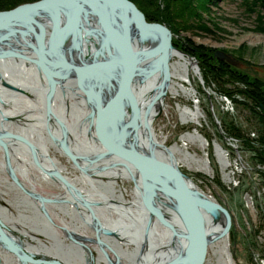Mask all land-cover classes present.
<instances>
[{
    "label": "flooded vegetation",
    "instance_id": "1",
    "mask_svg": "<svg viewBox=\"0 0 264 264\" xmlns=\"http://www.w3.org/2000/svg\"><path fill=\"white\" fill-rule=\"evenodd\" d=\"M73 9L62 7L57 26L49 12L33 14L44 28L51 70L35 62L39 44L27 25H13L14 33L0 40L1 258L11 262L23 252L33 258L27 264H174L193 246L183 207L153 172H142L101 137L120 71L104 65L76 75L116 56L113 39L125 19L108 36L110 11L100 9L103 24L88 6L72 22ZM5 32L0 29V36ZM137 39L125 45L129 66L131 53L146 48L147 39ZM134 62L129 88L137 107L130 95L124 98L111 139L135 155L177 164L192 193L200 192L187 170H201L177 160L174 148L182 146L147 131L143 119L158 82L151 83L148 57L137 54ZM154 174L178 188L173 179Z\"/></svg>",
    "mask_w": 264,
    "mask_h": 264
},
{
    "label": "rangeland",
    "instance_id": "2",
    "mask_svg": "<svg viewBox=\"0 0 264 264\" xmlns=\"http://www.w3.org/2000/svg\"><path fill=\"white\" fill-rule=\"evenodd\" d=\"M131 1L148 21L170 28L173 46L190 54L202 74L192 73L201 124L182 122L178 102H193L169 92L153 123L158 139L182 146V136L196 129L206 137V149L188 142L189 149L200 156L206 150L212 172L187 171L228 210L235 264H264V6L260 0H192L184 12L187 0ZM159 13L171 16L170 23L155 19ZM215 141L230 159L225 170Z\"/></svg>",
    "mask_w": 264,
    "mask_h": 264
},
{
    "label": "water",
    "instance_id": "3",
    "mask_svg": "<svg viewBox=\"0 0 264 264\" xmlns=\"http://www.w3.org/2000/svg\"><path fill=\"white\" fill-rule=\"evenodd\" d=\"M90 1L99 2L94 3L97 5L99 4L98 10L108 7L109 9L114 10V12L117 13L118 22L116 21L114 23V29L119 26V22L123 18L128 20L127 23L125 21V23L123 24L121 30L119 31L116 43L114 44L117 48V56L115 57V59L91 63L87 67L76 73V75L84 77V75L87 74L89 71H92L93 69L104 65H110L120 71L122 78L121 85L112 103L108 107L105 120L102 125L101 137L103 139V142L110 150L128 159L135 166L140 168L142 172H144L143 167L146 168L149 172H153V176L158 182L162 184L163 188L167 190L171 195L177 198L180 205L184 209V213L189 222L192 235L191 239L193 243L194 255L190 256L189 262L187 264H202L205 259L207 246L210 242L213 241V239L209 238L206 226L208 224L213 226L223 223L222 216H225L228 223L224 225L222 234H227V230L230 226V214L228 210L217 201H208L205 198L197 199L192 194V191L189 189L186 181L184 180V176L182 175V172L180 171L177 164H164L150 156L137 154L135 155L127 151L126 149L118 146L111 139L110 136V128L112 126V123L119 116L120 112L123 109L124 98L132 94L129 88V84L135 68V57L137 54H148V51L145 50L131 53L132 65L129 66L125 49L126 43L135 36H139L141 38L142 34L146 35L145 38L147 40L148 38H161L160 48L157 51H153V53H158L161 51V54L159 55L160 62L159 64H157L156 68H160L162 70L161 66L165 64V74L163 75V86L165 87L167 86L169 80V65L167 62L171 54L170 52L172 51V48H174L171 41L172 31L170 30V28L166 24L160 22L148 21L146 19L145 14L131 0H36L33 2L19 4L16 7L8 10H0V29H7L13 27V25H16L18 23H22L30 27L35 32L39 44V59H36L35 62L38 63L40 66L51 70L52 68L48 65L44 54L46 47L44 28L42 24L35 19L33 14L40 11H47L51 15L54 25L57 26L61 17L62 7L64 5L71 4L74 6L71 21L78 22L81 18V13L83 9L86 6H92V3H90ZM102 5L105 7H103ZM109 9L107 10L110 11ZM99 12L103 13L102 10H99ZM114 29L113 31H115ZM108 31V36L109 34L113 33V31L110 29ZM10 33L11 34H1L0 40L9 38L10 35H12V33L14 32L11 31ZM103 46L109 49L108 37H106V39L104 40ZM10 53L11 55H19L28 58L18 52ZM150 71L153 73L154 69L153 71ZM159 85L160 83H158V86ZM163 88L162 86H160V90L158 93L159 96L164 93ZM150 130V133H152V129ZM154 171H158L162 175L173 179L178 184V188H172L162 178L154 174ZM204 208H207L211 212L212 217L209 222H205L203 220L202 209Z\"/></svg>",
    "mask_w": 264,
    "mask_h": 264
},
{
    "label": "bare ground",
    "instance_id": "4",
    "mask_svg": "<svg viewBox=\"0 0 264 264\" xmlns=\"http://www.w3.org/2000/svg\"><path fill=\"white\" fill-rule=\"evenodd\" d=\"M100 5H101V3H100ZM94 6H90L89 8L92 11H94L96 15L100 16V19H102V23L105 22L106 18H105V16H103L105 12L104 11H103L104 13L99 12V10H100V9L98 10L99 4L98 5L95 4ZM103 7H105V6H103ZM105 8L109 9L108 7H105ZM109 10L113 14L114 23L116 21L118 22L117 13H115L114 10H111V9H109ZM125 21H126V23L128 22L127 19H125ZM125 21L121 22V23L124 24ZM114 23L112 25L108 24V28H110V30H112V31L115 27ZM11 30H12V27L7 28L6 29L7 32H5V33L11 34L10 33ZM113 32H115V31H113ZM144 35L142 34L141 38L139 36H135L136 38H138L137 40L139 41L140 44H141V42L143 43L144 40L146 39L145 38L146 35L145 36ZM132 39H130V40H132ZM113 40H114V44H115L117 39L114 38ZM160 42H161L160 37H158L157 39L156 38L155 39L148 38V40L145 42L146 48H144V50L148 51L147 52L148 54H145L143 56L145 58L148 56V60H151V66H150L151 69L150 70L153 71V69H154L153 73L149 70L150 76L153 79V81L151 83L154 84V82L155 83L158 82V83H160V85L156 86L157 90H156V88L153 90V91H155L154 99H152V102L150 103V106H149L150 110L148 111V113H145V116L143 119L144 125H145L148 132L151 131L150 129L154 130L153 123H154L155 119L160 115L163 107L165 106V99H166V96L169 92L175 98L183 96L187 100L191 99L193 102L192 106L178 102L177 107H178V110L180 113V118H181L182 122H184V123L193 122L196 124H199V123L201 124V118L204 117V115H203L204 112L200 108V100L197 96V88L195 87V85L193 83V79H192V73H196L197 75H199L200 78H202V74L199 71L198 63L190 54L183 52L182 50H180L176 47L172 48V51L170 52L171 53L170 57L168 58V62H167L169 65V68H168L169 80H168L167 86L164 87L163 86V81H164L163 75L165 74V71H164L165 64H163L161 66L162 70L160 68H156L157 64H159V62H160L159 55L161 54L160 53L161 51L158 53H153V51H155V50L157 51L160 48V46H161ZM109 46H110V43H109ZM114 48L117 50L115 45H114ZM116 56H117V51H116ZM115 57H113L112 59H115ZM112 59H110V60H112ZM134 64L136 65V62ZM166 73H167V71H166ZM157 79H158V81H157ZM158 83H157V85H158ZM160 86H162V88L164 87L163 88L164 93L159 96L158 93L160 90ZM116 94H115V96H116ZM131 95H133V94H131ZM131 95L129 97L130 103L132 106L137 107L136 102H135V98ZM123 104H124V101H123ZM154 134H155V132H154ZM182 139L185 142L182 145V147L178 148L177 146H175V148H174V150L178 154L177 160L179 162H183V163L187 164L189 167H195L197 170H201L207 174L211 173L212 172L211 161L209 159V154H208V152H206V150H205V156H200L197 154V152L190 151V153H189L186 151V150H190L188 142L198 143V145L202 149H206V147L208 146L207 142L205 141L206 137L199 130L196 129L195 132H188V133L184 134L182 136ZM215 149H216V154L218 156L219 162L221 163L223 170H225L226 167L230 165V159L228 158L227 151L221 147L220 143H218L216 141H215ZM225 176H226V178H228V180L232 179L230 176V173L227 171H225ZM192 184L195 185L196 188H198L200 190V192H197V193L194 192V194L192 193L197 199L205 198L208 201H217L213 195L206 194L205 192H203L204 190L199 186V184L197 182L196 183L193 182ZM195 190H197V189H195ZM202 211H203L202 212L203 220L205 222H209L211 220V217H212L211 212L207 208L202 209ZM222 220H223L222 221L223 223H221V224L213 225V226L208 224L206 226V228L208 230L209 238L213 239V241L210 242L207 246L205 259H204L202 264H235L234 255H233V252H232L231 247H230L229 234L228 233L222 234L223 229H224V225L227 224L228 221L226 220L225 216H222ZM185 222H186V220H185ZM230 223H231V217H230ZM227 231L229 232L230 228H228ZM191 237H192V235L190 232L189 238H191ZM214 238H216V239H214ZM209 249H211V251H212V257L207 259V254H208ZM193 250H194L193 246H192V248H190L188 246V250H187L186 254L184 253L182 258H180V260L178 262H173V263L174 264H187L189 262L190 256L194 255ZM31 259H33V258L30 255L23 253V252H19L17 259L14 258V261L12 260L11 262H7V261L3 262L1 255H0V264H27L28 263L27 261L31 260Z\"/></svg>",
    "mask_w": 264,
    "mask_h": 264
},
{
    "label": "trees",
    "instance_id": "5",
    "mask_svg": "<svg viewBox=\"0 0 264 264\" xmlns=\"http://www.w3.org/2000/svg\"><path fill=\"white\" fill-rule=\"evenodd\" d=\"M32 1H36V0H0V10L11 9L21 3L32 2ZM187 1H188L187 4L184 6V12L190 9L194 5V2L192 0H187ZM260 3L262 4V6H264V0H260ZM170 17L171 16L166 14H160L155 19L161 20L169 24Z\"/></svg>",
    "mask_w": 264,
    "mask_h": 264
}]
</instances>
